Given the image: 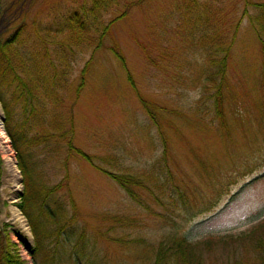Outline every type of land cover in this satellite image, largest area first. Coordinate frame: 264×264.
<instances>
[{
  "label": "rangeland",
  "instance_id": "374dc122",
  "mask_svg": "<svg viewBox=\"0 0 264 264\" xmlns=\"http://www.w3.org/2000/svg\"><path fill=\"white\" fill-rule=\"evenodd\" d=\"M186 2L121 0L103 17L104 24L121 18L101 42L94 40L95 46L99 42L101 46L93 54L79 95L74 92L79 71L91 58L94 45L74 62L59 110L64 117L68 108L73 109V145L89 155L114 156L119 166L110 170L136 175L141 186L132 187L134 201L116 182L67 153L66 137L59 139L63 151L46 154L50 159L46 176L50 186L68 177L67 187L52 194L48 204L61 203L67 217L74 212L75 219L62 222L67 228L63 238L51 236L45 241L44 254L53 255L47 264H76V256L79 264H142L146 246L134 242L139 238L148 245L171 236L195 243L237 237L264 221L263 57L248 16L241 18L245 11L254 15L255 5L264 0H196V5L204 3L216 12L213 26L225 38L237 34L227 59L226 80L220 82L226 128L219 126L214 106L217 87L211 85L207 91L202 87L208 59L191 44L197 37L193 34L192 40L190 22H185L189 16L182 13ZM91 3L0 0V39L26 23L35 40V24H48ZM179 21L186 28L179 27ZM127 76L151 104L164 131L168 141L165 163L160 160L163 144L158 130ZM0 109L3 123L1 104ZM0 161V244L16 243L21 259L33 264L30 225L47 232L43 223L48 220L28 214L27 219L19 209L22 175L8 137ZM14 210L22 222L13 217ZM61 239L64 244L55 248ZM248 250V245L244 250L232 243L210 245V249L202 248V258L204 264H230L244 256L252 261ZM41 255L36 264H41Z\"/></svg>",
  "mask_w": 264,
  "mask_h": 264
},
{
  "label": "trees",
  "instance_id": "16d2710c",
  "mask_svg": "<svg viewBox=\"0 0 264 264\" xmlns=\"http://www.w3.org/2000/svg\"><path fill=\"white\" fill-rule=\"evenodd\" d=\"M120 1L92 0L90 5L84 4L73 8L69 15L60 19H53L48 24H35V40L32 39L26 23L16 27L5 39H0V104L4 115V131L16 153L17 167L22 175L23 192L20 195L19 209L27 219L29 215L31 218L48 220L47 223H43L49 229L47 232L39 230L35 225L31 227L29 224L35 244L31 253L33 264L37 263L39 254H42L41 264L51 263L53 255L44 254V248L47 245L45 241L51 236L63 238L62 234L67 228L62 222L75 219L74 212L70 218L67 217L61 203L56 207L48 204L52 194L67 187L68 177L50 186V178L46 176V171L50 167V159L46 154H58L63 151L59 139L66 137L67 153L74 154L76 158L82 159L91 168L116 182L134 201L136 199L132 187L141 186V179L138 180L136 175L116 174L110 170L113 165L119 166L114 156L97 157L75 147L73 145V109L68 108L64 117L59 111L64 104L63 93L69 90L70 79L74 74V62L86 48L94 45V40L101 42L111 25L121 18L103 23V17L116 8ZM186 1L182 13L189 16V21L185 22H190L188 26L191 28L192 40H194L193 34L197 37L195 43L191 44L201 48L208 59L202 87L204 86L206 91L211 85L214 89L217 87L214 106L219 126L226 128L220 82L226 80L227 59L234 43L232 40L235 41L237 34L234 32L232 38H225L218 30V26H213L217 23L216 12H212L204 3L196 5V0ZM255 6L257 10L254 15H248L245 11L241 18L248 16L261 42L264 68V3ZM179 27L186 28L181 22ZM225 40L226 42L222 44L221 41ZM228 40L232 43L227 44L231 42ZM100 42L94 45L91 58L79 71V82L74 90L77 95L84 89L93 54L100 48ZM114 54L118 56L115 50ZM121 62L124 64V61ZM127 78L143 109L158 130L157 134L163 144L160 160L165 163L168 160V141L164 131L156 119V114L152 111L151 104L137 92L132 77L127 76ZM67 126H70L69 129L63 132ZM15 234L19 239L17 232ZM22 242L25 244L24 241ZM62 242L63 239L55 248L60 244L62 246L64 244ZM134 242L146 246V252L141 257L142 264H204L202 248L210 249V245L216 244L226 246L227 243L241 245L243 250L248 245L249 253H253L252 261L244 256L234 259L230 264H264V221L237 237L224 236L217 237L216 240L209 239L193 243L182 236H171L164 238L157 245H148L143 238ZM84 245L87 244L82 243L81 246ZM17 250V244L8 240L7 245L0 244V264H26ZM75 259V263L79 264L77 256Z\"/></svg>",
  "mask_w": 264,
  "mask_h": 264
},
{
  "label": "bare ground",
  "instance_id": "6f19581e",
  "mask_svg": "<svg viewBox=\"0 0 264 264\" xmlns=\"http://www.w3.org/2000/svg\"><path fill=\"white\" fill-rule=\"evenodd\" d=\"M4 131L2 128V116H1V109H0V150L4 147H6L7 144V137L6 135H4ZM7 187H11L10 183L6 184ZM13 217H15L17 220H21V222L23 221V217H21L20 213L17 210H14V212L12 213ZM24 232H28V229L26 227V225L24 224Z\"/></svg>",
  "mask_w": 264,
  "mask_h": 264
}]
</instances>
